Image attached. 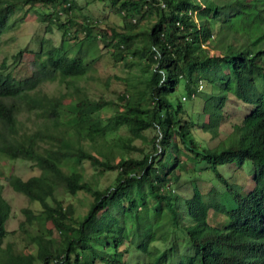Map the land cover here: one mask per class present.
<instances>
[{"label": "trees", "instance_id": "1", "mask_svg": "<svg viewBox=\"0 0 264 264\" xmlns=\"http://www.w3.org/2000/svg\"><path fill=\"white\" fill-rule=\"evenodd\" d=\"M0 2V34L38 4L52 10L32 8L35 17L60 29L62 40L72 39L58 55L49 40L35 51L12 53L32 57L33 66L21 77L0 63V155L39 169L24 179L4 178L38 206L22 207L19 225L36 220L44 228L30 235L31 250L2 247L10 204L0 177V264H264V0H109L125 21L118 29L74 15L78 0ZM19 4L29 7L9 21ZM140 22L145 25L136 28ZM98 40L138 66L136 82L114 99L80 95L74 83L92 67L97 56L86 58L84 50L95 53ZM200 76L210 89L195 118L183 100L202 91ZM55 78L76 94L70 98L71 120L59 119L61 94H31L40 82ZM180 80L185 93L173 94ZM229 96L249 110L231 124L233 136L219 139ZM108 105L112 111L105 114ZM22 106H36L42 115L30 131L16 126ZM83 161L93 169L88 177ZM245 161L253 184L243 192L218 166ZM205 169L220 188L200 190L195 178ZM103 170L114 176L101 187ZM183 173L189 177L188 195L174 186ZM59 188L72 197L87 194L85 211L79 214L57 196ZM209 209L220 213V221H208ZM129 245L139 255L133 263L126 262Z\"/></svg>", "mask_w": 264, "mask_h": 264}, {"label": "rangeland", "instance_id": "2", "mask_svg": "<svg viewBox=\"0 0 264 264\" xmlns=\"http://www.w3.org/2000/svg\"><path fill=\"white\" fill-rule=\"evenodd\" d=\"M81 8L74 11V15L78 17L87 16L90 19H100L107 24H112L114 27L122 28L125 27V21L122 17L110 8L109 0H78ZM1 4V2H0ZM34 4L32 8L42 9L43 11H51L50 6ZM29 7L27 4H19L15 10V13L11 15L9 21H11L17 14H22L24 9ZM29 7L25 15V20L19 22L15 28L7 29L0 34V63L3 61L4 69L9 70L11 74L16 77H21L27 74L31 67L32 57L30 53L25 51L20 56L15 58L12 57V53H15L19 49L27 50H37L40 47L41 42L46 44V40H49L53 45L57 47L56 54H60L68 45L72 43V39L62 40L60 29L56 26L51 25V27H45V22L39 21L35 17L33 9ZM60 18H63L60 14ZM144 22L138 23L135 27H143ZM83 32L77 33L76 38H81ZM76 46H73L69 51L70 54L74 53ZM95 50V49H94ZM85 51V52H84ZM85 57L88 58L90 55H96V59L93 62L92 67L88 72L82 77L75 80L76 86L80 88L78 94L87 95L90 98H97L99 96H104L105 98L114 99L118 92H122L126 87L130 86V82H136L135 73L138 71V66L134 61H128L124 55L118 54L114 51L112 47L107 44L104 45L102 41L96 42L95 53L93 50L85 49ZM202 85L198 88L201 92H196L194 96L183 100V103L190 107L191 116L195 118L198 117V112L201 111L202 99L205 97L204 91L210 89V85L203 78ZM123 79L125 81H123ZM33 92L37 94L50 95H60V106H59V116L60 120L68 121L72 119L73 116V104L72 99L76 98L74 89L72 86L66 85L65 80L60 81L58 78L52 80H44L40 82ZM69 93L67 96L63 94ZM185 89L183 86V80H180L175 88L173 94L180 95L184 94ZM35 95V94H33ZM249 110V105L247 103L240 102V100L229 96L225 104L222 107V112L224 119L220 122L218 126L217 138H230L233 136L231 133V124L237 122L243 117L244 114ZM105 114H109L112 108L108 105L104 110ZM16 126L19 127V131H30L35 128L42 121V115L39 114V110L36 106L27 108L22 106L16 113ZM41 126V125H40ZM194 132L197 135L205 137L209 140V135L207 132L195 129ZM215 140V139H214ZM136 142L139 140L135 139ZM206 142V141H205ZM213 140H209V143ZM117 157L114 158L116 160ZM30 162L20 158L6 159L0 155V177L2 183L1 193L3 197L10 204V213L5 221V227L9 231L3 239L2 247L9 245L12 252L22 253L26 250H31L33 245L29 243L30 235L39 232V229L43 228V224H40L36 220L31 223L23 222L19 225L20 221L24 219V213L22 207H29L36 211L38 206L34 202H30L28 198L21 192L14 190L5 180L4 176L8 174H15L21 178H26L32 174H37L39 169L35 166H30ZM83 169L86 173V177L90 175L93 171L92 167L87 161L82 162ZM220 172L227 178L229 182H234L241 184L242 191H247L253 181L250 177V164L245 161L241 166H236L232 164H221L218 166ZM199 175L196 176V183L202 192H206L210 186L214 185L216 188H220L221 183L213 176V173L208 170H200ZM201 172V173H200ZM114 176V171L103 170L99 172L98 185L101 187L111 182ZM189 177L187 174H181L180 178L175 182V189L182 195H188L191 192L190 184L188 181ZM56 195L62 197L64 202H70L73 204L76 212L81 214L85 211L89 196L82 192H77L76 196L72 197L67 195L66 192L57 189ZM221 218L220 213L213 212L209 209L208 221L210 223H217ZM44 231V228L42 229ZM52 235L57 237V232L53 231ZM126 262L133 263L136 258L139 257L131 245H129V251L125 254Z\"/></svg>", "mask_w": 264, "mask_h": 264}, {"label": "built area", "instance_id": "3", "mask_svg": "<svg viewBox=\"0 0 264 264\" xmlns=\"http://www.w3.org/2000/svg\"><path fill=\"white\" fill-rule=\"evenodd\" d=\"M202 85V80L198 78L197 80V89Z\"/></svg>", "mask_w": 264, "mask_h": 264}]
</instances>
